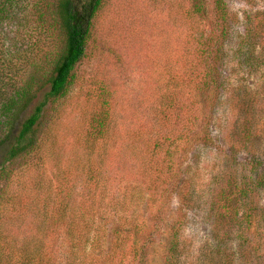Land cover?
Instances as JSON below:
<instances>
[{"label": "rangeland", "instance_id": "rangeland-1", "mask_svg": "<svg viewBox=\"0 0 264 264\" xmlns=\"http://www.w3.org/2000/svg\"><path fill=\"white\" fill-rule=\"evenodd\" d=\"M16 1L0 21L1 43L7 52L27 49L32 57L20 81L34 75L41 87L23 112L26 117L48 89L45 78L62 34L53 14L55 0ZM219 1L103 0L65 95L45 107L38 149L9 165V175L0 179V198L8 202L3 227L8 235L21 240L35 233L44 201L50 204L48 216L55 213L52 200L69 201L85 211L92 208L87 212L92 242L85 250L72 249L78 260L163 264L170 227L184 212L174 192H162L179 183L177 176L170 177V168L179 174L188 163L212 165L215 151L228 152L235 102L253 96L256 104L262 95L261 48L255 43L253 53L245 52L247 44L240 41L248 17L257 23L264 15V0ZM248 53L256 60L253 65L247 63ZM209 121L220 148L203 146ZM135 128L143 137L138 147L152 169L149 177L158 187L136 211H125L145 221L144 228L125 247H113V228L124 211L118 206L120 195L125 185L141 180L134 174L140 160H133L125 144ZM2 154L3 149L0 161ZM98 161L111 171L103 199L104 193L82 180L100 166ZM202 207V202L194 204L186 215L184 231L195 250L211 230ZM150 228L153 234L147 238ZM56 251L58 264H64L65 247Z\"/></svg>", "mask_w": 264, "mask_h": 264}, {"label": "trees", "instance_id": "trees-1", "mask_svg": "<svg viewBox=\"0 0 264 264\" xmlns=\"http://www.w3.org/2000/svg\"><path fill=\"white\" fill-rule=\"evenodd\" d=\"M195 1L203 3L204 0ZM16 2L0 0V21ZM102 2L55 0L53 14L62 34V45L45 78L48 89L26 117L22 114L36 98V91L41 85L34 75H29L21 83L22 74L26 73L28 65L33 64L28 59L32 57L27 55V49L7 52L1 43L0 30V150L3 149L0 179L9 175V165L38 149V126L45 107L65 95L72 71L84 55L92 19ZM248 21L240 42L247 44L245 52L249 53L255 51V43H258L264 61V15H260L257 23H253L251 17ZM249 53L247 63L253 65L256 60L252 62ZM260 78V101L254 104L252 96L249 102L242 97L235 102L236 119L229 130L228 152L222 154L224 150L216 152L213 148L218 154L212 165L199 168L188 163L179 174L170 168V177L177 176L179 183H173L171 189L162 187V192L164 196L174 192L184 212L170 227L163 264H264V72ZM212 121L207 124L203 140V146L208 149L213 146L220 148L214 143L211 133ZM132 130L127 134L125 144L133 160H140L141 165L134 174H139L141 180L125 185V191L120 195L122 202L118 206L124 211L118 214L113 228V247H125V242L144 228L145 221L137 216L129 217L125 211H136L158 187L152 183L149 161L144 162L147 157L141 154L138 147L143 137L139 129ZM239 150L242 155L238 157ZM173 153L169 151L168 157L173 158ZM98 163L100 166L92 167L90 174L82 180L91 183L94 190L104 193L103 199L111 171L109 164L105 167ZM47 191L50 188L43 192L46 194ZM118 194L113 198L118 199ZM200 202L203 203L206 218L211 222V230L195 250L190 247L192 239L184 228L188 223L187 211ZM7 203L0 198V264H58V247H65L64 264H86L84 258L77 259L72 249L77 252L78 249L85 250L87 243L92 242L91 222L87 215L92 208L85 211L73 202L59 201L56 204L52 200L55 213L48 216L50 204L44 201L42 213L35 224L37 231L18 240V236L8 235L3 228L7 224L4 220ZM151 234L153 228L146 237ZM139 246L144 247V242Z\"/></svg>", "mask_w": 264, "mask_h": 264}]
</instances>
